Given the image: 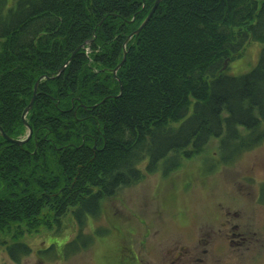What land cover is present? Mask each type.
<instances>
[{
    "label": "trees",
    "instance_id": "trees-1",
    "mask_svg": "<svg viewBox=\"0 0 264 264\" xmlns=\"http://www.w3.org/2000/svg\"><path fill=\"white\" fill-rule=\"evenodd\" d=\"M155 1L0 0L9 137L27 136L38 83L31 138L0 132V245L14 263L33 253L27 234L67 212L80 233L56 254L87 247L81 231L108 199L174 173L213 138L222 163L264 143V0H162L131 36ZM249 43L263 44L257 63L229 74Z\"/></svg>",
    "mask_w": 264,
    "mask_h": 264
},
{
    "label": "rangeland",
    "instance_id": "rangeland-1",
    "mask_svg": "<svg viewBox=\"0 0 264 264\" xmlns=\"http://www.w3.org/2000/svg\"><path fill=\"white\" fill-rule=\"evenodd\" d=\"M260 47L246 45L228 73L251 70ZM161 173L146 174L108 199L81 231L94 237L87 247L56 254L80 233L67 212L60 227L22 239L33 253L19 264H264V201L259 198L264 196V143L222 163L219 139L213 138L177 171ZM4 247L0 264H18Z\"/></svg>",
    "mask_w": 264,
    "mask_h": 264
},
{
    "label": "water",
    "instance_id": "water-1",
    "mask_svg": "<svg viewBox=\"0 0 264 264\" xmlns=\"http://www.w3.org/2000/svg\"><path fill=\"white\" fill-rule=\"evenodd\" d=\"M161 0H157L156 4H155V7H154V10L155 8L158 6V4L160 3ZM154 10L148 15V17L146 18V20L141 24V26L135 31L133 32V34H131V36H133L134 34H139L142 29L146 26V24L149 22V20L151 19L152 17V14L154 12ZM125 59H126V54L124 55V58L122 60V62L117 66L116 70H115V73L117 72V70L124 64L125 62ZM65 67H63L61 69L64 70ZM40 81V80H39ZM37 88H38V83L37 85L35 86V91H34V97L32 98L31 102L29 103V105L27 106V108L25 109L24 113H23V120H24V123L25 125L28 127V130H29V135H28V138L27 139H14L12 137H9L7 134H5V132L3 131V129L0 127V132L1 134L9 141V142H12V143H17V144H22L24 143L25 141H27L29 138H31V135L33 133V129L32 127L29 125V123L26 121V115L29 113V111L33 108L34 106V102H35V99H36V95H37Z\"/></svg>",
    "mask_w": 264,
    "mask_h": 264
}]
</instances>
